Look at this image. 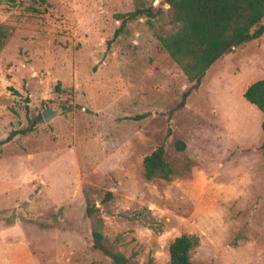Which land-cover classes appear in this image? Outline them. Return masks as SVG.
<instances>
[{"label": "rangeland", "instance_id": "1", "mask_svg": "<svg viewBox=\"0 0 264 264\" xmlns=\"http://www.w3.org/2000/svg\"><path fill=\"white\" fill-rule=\"evenodd\" d=\"M147 6L163 11L113 38L116 14ZM169 16L162 0H0V140L35 120L0 143V264H111L91 248L97 219L131 264H166L181 233L198 238L194 262L264 264L262 113L242 97L264 75V32L215 60L175 109L190 83L155 36ZM159 144L172 173L145 178Z\"/></svg>", "mask_w": 264, "mask_h": 264}, {"label": "trees", "instance_id": "2", "mask_svg": "<svg viewBox=\"0 0 264 264\" xmlns=\"http://www.w3.org/2000/svg\"><path fill=\"white\" fill-rule=\"evenodd\" d=\"M13 6L17 0H4ZM43 4L44 0H37ZM170 11L169 23L171 28L163 33L156 32L155 36L160 47L179 67L190 85L180 94V99L174 106L182 107L190 91L196 89L208 67L223 54L247 41L258 38L264 32V0H162ZM32 12L39 9L28 6ZM161 8L136 7L126 13H118L120 24L113 38L123 30L125 22L140 15L149 18L159 14ZM9 31L0 24V50L8 39ZM242 97L254 105L261 113L260 128L262 139L259 145L261 159L264 163V75L254 80L244 88ZM39 114L37 117L39 118ZM139 118L132 116L131 118ZM31 120L25 127L10 130L0 143L9 141L16 134H26L34 127ZM183 142L176 140L175 147L183 149ZM143 175L145 178L166 179L172 169L164 157L163 144L157 145L142 158ZM110 193L106 192L107 199ZM95 211L92 204L85 205V215L91 216ZM152 228L159 230V223L153 222ZM91 248L100 251L109 258L111 264H131L129 258L114 251L103 241L101 220L97 219L91 229ZM198 244L197 236L181 233L174 236L167 246L168 259L166 264H201L189 257V252Z\"/></svg>", "mask_w": 264, "mask_h": 264}, {"label": "water", "instance_id": "3", "mask_svg": "<svg viewBox=\"0 0 264 264\" xmlns=\"http://www.w3.org/2000/svg\"><path fill=\"white\" fill-rule=\"evenodd\" d=\"M54 112L55 110H53L52 108L45 107L40 111V115L44 121H47Z\"/></svg>", "mask_w": 264, "mask_h": 264}]
</instances>
